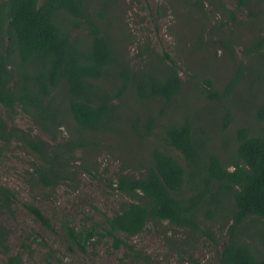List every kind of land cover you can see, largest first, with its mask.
I'll list each match as a JSON object with an SVG mask.
<instances>
[{"label":"trees","instance_id":"1","mask_svg":"<svg viewBox=\"0 0 264 264\" xmlns=\"http://www.w3.org/2000/svg\"><path fill=\"white\" fill-rule=\"evenodd\" d=\"M176 2L188 16L199 11L205 18H215L209 33L216 37L210 40L211 48L220 44L218 47L233 65L221 91L211 79H205L206 86L200 90L215 113L219 112L214 121L203 122L184 109L182 115L176 116L179 119L169 118L171 110L179 114L175 100L185 85L180 67L170 56L162 57L148 45L139 47L142 50L136 66L120 58L112 35L93 20L90 10L91 5H99L98 14L104 17V10L110 8L112 1L0 0V108L9 113V118L20 111L42 134L20 129L0 114V157L5 148L2 144L20 142L39 157V164L28 174L30 181L38 187L55 188L70 178L63 168L77 150L88 145L83 133L102 135L121 119L116 115L118 103L133 95L140 105L148 104V113L140 114L143 118L136 115L133 120L125 116L129 117L125 119L130 122L131 133L143 140L154 129H160L163 144L152 149L150 160L141 162L139 175L117 176L115 189L133 201L112 217L105 216L102 223L95 222L80 231L65 223L67 242L86 252L94 236L111 240L117 249L126 246L119 234L137 236L149 224L168 223L187 231H201V214L214 219L218 205L225 210L227 201L230 207L226 206L225 216L232 224L218 264H264V97L259 102L252 100L255 125L236 130L235 147L230 154V141L223 153L214 146L232 123V105L244 80L264 87V11L260 9L264 0H234L233 11L228 10L224 0ZM214 12L222 14L223 20H217ZM238 13L246 19L238 22ZM229 22L233 23L228 28L232 35L242 27L254 32L251 42L236 46L241 47L240 52L249 62L255 59L258 64L239 62L234 46L236 36L225 41L227 32H221ZM84 25L89 39L81 42L70 30H82ZM203 36L201 32L199 46H203ZM149 103L158 108L153 114ZM68 118L78 127L80 138L52 146L44 137L56 142ZM171 151L182 155L184 165ZM186 185L189 194L183 191ZM16 202V194L0 185V253L6 256L4 264H23L19 256L8 255L10 230L1 222L5 214H13ZM24 206L41 226L53 229L51 219L41 209L33 204ZM250 219L259 222L263 229V244L259 247L253 243L256 238L251 243L242 236L246 229L243 224Z\"/></svg>","mask_w":264,"mask_h":264},{"label":"rangeland","instance_id":"2","mask_svg":"<svg viewBox=\"0 0 264 264\" xmlns=\"http://www.w3.org/2000/svg\"><path fill=\"white\" fill-rule=\"evenodd\" d=\"M42 1L39 0V3ZM106 1L112 3L110 8L104 10V17L98 14L99 5H91L93 8L90 7V10L93 20L106 34L112 35L120 58L127 59L131 66H136L140 62L138 54L142 50L139 47L148 45L160 56H170L180 67V76L185 85L181 96L175 100L176 108H180L179 114L171 110L169 118L179 119L176 116L182 115L186 110L197 115L203 122L216 119L219 112L215 113L200 90L206 86L204 80L211 79L218 83L217 89L221 91L224 78L232 74L233 65L230 58L218 47L220 44L211 48L210 40H216V37L209 33L215 25V18H205L199 11L188 16L179 7L177 0H118L116 3L115 0ZM224 2L228 10H235L234 0ZM260 9L264 11V4H261ZM213 16L217 20H223L222 14L215 13ZM237 19L239 22L246 18L238 13ZM231 24L233 23L229 22L221 30L227 32L225 41L236 36V46L239 42L248 44L254 39V32L247 27L240 28L236 35L230 34L228 28ZM83 27L82 30L70 31L81 42H86L89 39L86 35L87 25ZM201 32L204 34L203 46L197 44ZM196 48L199 49L195 50ZM240 48L236 46L239 62L244 65L250 62L258 64L255 59L249 62L243 52H240ZM237 93L238 97L234 98L232 105V123L225 136L220 138L223 143L220 139L214 143L221 153L229 141L232 147H227V151L231 153L235 147L237 129L255 125L251 102L262 100L264 87L260 84L253 85L245 79ZM137 100L135 96L129 95L123 103L117 102L119 110L116 115L121 119L110 122L113 124L102 135L83 133V139L88 141V145L77 150L66 169L63 168L69 172L70 178L55 188L38 187L28 178L34 165L39 164V157L31 154L20 142L2 144L5 148L0 157V185L11 189L17 197V202L12 207L13 214H5L1 219L10 230L7 239L8 255L19 256L23 264H218L219 254L228 241L227 232L232 224L231 219L225 216L226 206L230 207L227 201H224L225 210L218 205L219 212L214 219H206L201 214V231H187L168 223L159 226L149 224L137 236L119 234L126 246L121 245L117 249L113 247L111 240L94 236L87 245L86 252L71 246L65 238V223L80 231L95 222L102 223L105 216L112 217L124 204L132 202L131 197L122 195L115 189L117 176L122 173L139 175L141 162L150 160L152 149L163 144L160 129H154L153 134L143 140L131 133L130 122L126 119L130 117L133 120L136 115L143 118L140 114L148 113V104L143 102L147 104L144 107ZM150 105L153 107L150 114H153L158 108L149 103V107ZM143 109L146 112H141ZM0 114L10 124L30 131L33 135L42 136L32 121L20 111L10 114L9 118V113L0 108ZM65 120L66 124L63 125L56 142L44 137L52 146L80 138V131L74 121L71 118ZM163 123L167 121L164 120ZM143 135L146 136L145 133ZM171 154L184 165L179 152L171 151ZM183 191L190 193L187 185ZM24 204H33L41 209L51 219L53 229L48 230L36 222ZM243 226L246 229L242 236L251 243L256 238L254 245L261 246L264 241H261L263 229L260 223L250 219ZM5 260L6 256L0 253V264H4Z\"/></svg>","mask_w":264,"mask_h":264}]
</instances>
